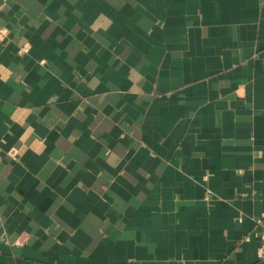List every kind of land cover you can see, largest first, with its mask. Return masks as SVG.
<instances>
[{
  "label": "crops",
  "instance_id": "1",
  "mask_svg": "<svg viewBox=\"0 0 264 264\" xmlns=\"http://www.w3.org/2000/svg\"><path fill=\"white\" fill-rule=\"evenodd\" d=\"M0 27V264H261L264 0H0Z\"/></svg>",
  "mask_w": 264,
  "mask_h": 264
},
{
  "label": "built area",
  "instance_id": "2",
  "mask_svg": "<svg viewBox=\"0 0 264 264\" xmlns=\"http://www.w3.org/2000/svg\"><path fill=\"white\" fill-rule=\"evenodd\" d=\"M5 35H6V30L0 27V41L3 40ZM28 49H29L28 45H24L22 48H20L19 54L27 53ZM257 224H259L262 228V231L259 234L261 245L257 250V258L261 264H264V222H262L261 220H257Z\"/></svg>",
  "mask_w": 264,
  "mask_h": 264
}]
</instances>
